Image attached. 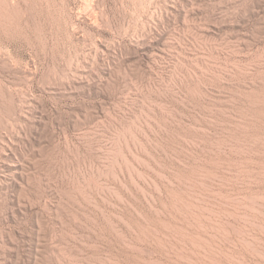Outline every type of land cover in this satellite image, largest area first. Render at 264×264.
<instances>
[{"label": "rangeland", "instance_id": "374dc122", "mask_svg": "<svg viewBox=\"0 0 264 264\" xmlns=\"http://www.w3.org/2000/svg\"><path fill=\"white\" fill-rule=\"evenodd\" d=\"M0 264H264V0H0Z\"/></svg>", "mask_w": 264, "mask_h": 264}]
</instances>
